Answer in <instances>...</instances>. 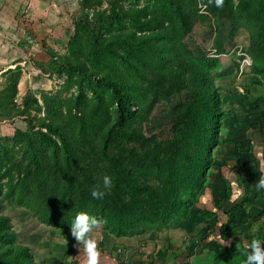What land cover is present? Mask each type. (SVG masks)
<instances>
[{
    "label": "rangeland",
    "instance_id": "obj_1",
    "mask_svg": "<svg viewBox=\"0 0 264 264\" xmlns=\"http://www.w3.org/2000/svg\"><path fill=\"white\" fill-rule=\"evenodd\" d=\"M47 21L58 25L46 37L33 38L28 26L7 33L26 53L0 70V216L10 228L0 230V264H84L71 235L80 212L102 221L93 232L99 264H231L229 256L242 260L245 241L264 245L263 208L246 204V224L237 218L247 211L232 210L245 200L231 162L253 155L264 135V0H63L62 15ZM96 77L132 94L133 115L115 130L117 105ZM207 89L219 94L223 114L204 184L189 181L177 161L191 165L195 143L211 131L190 116L193 97ZM176 144L183 152L170 160L164 151ZM171 161L177 193H202L165 224L152 194L116 180L124 173L161 194ZM237 175L245 182L253 171ZM226 178L229 200L219 182ZM97 186L101 199L91 195ZM221 237L236 251H221Z\"/></svg>",
    "mask_w": 264,
    "mask_h": 264
},
{
    "label": "trees",
    "instance_id": "obj_2",
    "mask_svg": "<svg viewBox=\"0 0 264 264\" xmlns=\"http://www.w3.org/2000/svg\"><path fill=\"white\" fill-rule=\"evenodd\" d=\"M82 75H85L83 72H81ZM96 82L104 87H107L111 91V96L114 99L116 105H117V118L115 121V125L113 129L115 130L117 127L123 126L126 122H128L132 115V108L134 107L133 105V100H132V94L127 91H123L119 84L115 81L108 80L104 77H96L95 78ZM213 100V106L212 108L205 109V104L208 100ZM193 101L196 106L192 107L190 109V116L194 118L195 121L200 122L202 124H208L209 126V133H204L202 134V139L200 138L195 144L199 145V148L197 151L193 154H190L192 157V164L191 165H184L180 161L177 164L179 166V169H184L187 172L188 175V180L195 181L199 180V178L204 182H206L208 178V171L210 170L212 163L214 162L213 156H212V151L214 149V146L220 144L221 141V136H220V128H221V116L223 114V109L221 105V100L219 97V94L217 93L216 90H209L207 89V92H205L202 96H194ZM51 129L52 126H49ZM112 131V130H111ZM44 139L49 143V144H54L55 140L48 135H44ZM130 137H135V138H143L142 135L137 133L136 131H133L131 134H129ZM193 143H188V146H186V149L189 150L192 146ZM178 145V144H176ZM194 146V144H193ZM165 153H169V159L171 160L173 158L172 155L178 156L179 153H182L183 151H180V146H175L174 148L167 149L164 151ZM185 155V154H184ZM175 161V162H176ZM174 163V161L169 162V171L168 175L165 178L164 182V187L165 189L168 188V190H163L161 194L155 193L153 189L148 186V185H140L137 182L129 180L125 174H119L117 177L116 183L119 188H124V189H132L134 190V193H143L145 195H150L152 194L153 200L151 203V206L153 207V213L157 216V218L162 222V223H167L169 220H172L176 217L179 216V208L182 205V202L185 201L187 204L192 201H198L201 193L198 195V199L192 196L188 197H181L177 192V186L181 185L178 184V181L175 180L174 177L176 174L172 170H170V166ZM174 179V180H173ZM170 182L171 183H176V186L173 187L172 189H169L170 187ZM125 183V185H124ZM192 184V183H191ZM204 185L200 187L201 191L203 190ZM172 190H175L177 194L172 192ZM264 191V189H263ZM249 192H251V189L249 187L246 188V195H249ZM230 187H227L226 189V194L225 197L227 200L230 199ZM181 203V204H180ZM244 209L247 211L246 207V202L243 201L236 206L232 208L233 212L238 214L240 213V209ZM253 212L252 207H248L247 214L240 213L238 214V223L240 224H246L249 221L250 215ZM9 220L6 216H0V230H8L10 229L9 227ZM224 232V230L222 229ZM229 230H227L228 232ZM6 232H3V234ZM0 233V238L3 235ZM223 234V233H222ZM224 235V234H223ZM220 246V245H219ZM222 247L221 251L225 252H232L236 251L233 250L231 247H226V246H220ZM247 249H243V253L240 257L242 260H237L235 257H228V262L231 264H245V261L247 259Z\"/></svg>",
    "mask_w": 264,
    "mask_h": 264
},
{
    "label": "crops",
    "instance_id": "obj_3",
    "mask_svg": "<svg viewBox=\"0 0 264 264\" xmlns=\"http://www.w3.org/2000/svg\"><path fill=\"white\" fill-rule=\"evenodd\" d=\"M49 12L51 13V16H49ZM62 12L63 0H0V70H5L6 68L14 66L16 64V59L23 57L26 53V50L20 49L18 46L16 47L13 43H9L7 35L9 31L17 32L16 34L19 35H24L25 28L28 26L30 28V30L28 29L29 33H34L33 38H36L34 36L38 37L40 35L46 37L48 35L47 29H50L49 26L57 30L58 25L49 23L47 19L57 17L58 13L59 16H61ZM56 30H54V32L52 31L55 35L57 33ZM33 38L31 37L32 40ZM42 39H44V37ZM258 113H262L261 115H264V109H259ZM255 143L256 150L253 155L245 152L246 154L244 158H237L235 161L231 162L232 164H235L232 166L234 172L236 173L235 183L238 185V188L243 189L241 198L245 200L247 205L253 203L255 204V207L260 206L264 211V191L263 189L258 190L256 187V182L261 175H264V135L262 136L261 142L256 140ZM217 165L218 166L215 167H217L220 176H222L223 174L220 172L224 169V167L220 165L219 161ZM212 166L210 170H212ZM245 170H252L253 177L249 178L245 182H242L237 173ZM260 171H262V173L257 174V172L259 173ZM210 174L212 175V173ZM223 177L226 176L223 175L222 178ZM210 181L208 183L207 190L210 187ZM219 182L221 183L220 187L222 189H225V187L227 188L228 186H233L232 184H234L230 181V179H227V182L222 180ZM247 187L251 189L248 196L246 195Z\"/></svg>",
    "mask_w": 264,
    "mask_h": 264
},
{
    "label": "clouds",
    "instance_id": "obj_4",
    "mask_svg": "<svg viewBox=\"0 0 264 264\" xmlns=\"http://www.w3.org/2000/svg\"><path fill=\"white\" fill-rule=\"evenodd\" d=\"M211 3L212 0H209ZM216 7H223L224 0H214ZM250 59L246 60V63H250ZM112 184V179L109 176L103 177V187L109 189ZM256 187L258 190L264 189V175H261L256 182ZM91 195L93 198L101 199L105 195L100 187L92 189ZM102 221L98 220L96 217L90 216L86 212H80L76 215L75 220L71 223V235L77 242L80 253L83 252L85 255L84 264H99L100 260V250L98 247V242L94 238V229H99L101 227ZM220 244L229 246L222 237L220 238ZM237 247H241L238 246ZM244 249H247V259L245 264H264V245H262L259 239H252L251 242L245 241L242 244Z\"/></svg>",
    "mask_w": 264,
    "mask_h": 264
}]
</instances>
